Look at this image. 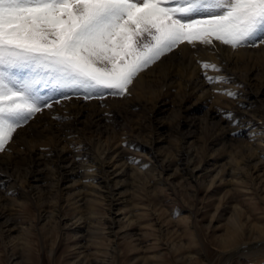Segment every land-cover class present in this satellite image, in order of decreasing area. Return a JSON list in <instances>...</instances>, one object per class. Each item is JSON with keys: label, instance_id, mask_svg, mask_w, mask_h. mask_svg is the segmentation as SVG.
Wrapping results in <instances>:
<instances>
[{"label": "bare ground", "instance_id": "bare-ground-1", "mask_svg": "<svg viewBox=\"0 0 264 264\" xmlns=\"http://www.w3.org/2000/svg\"><path fill=\"white\" fill-rule=\"evenodd\" d=\"M202 61L215 64L217 70L206 71L201 67ZM206 75L220 79L209 82ZM153 84L157 86L155 91L151 88ZM229 91L234 95H227ZM75 97L62 98L50 103L49 109L36 113L16 130L5 150L0 151V199L13 201L10 195H17L29 200L35 195L38 198L37 193L40 196L44 191L48 195L56 194L60 199L63 194L70 193L71 187H66L65 183H83L76 194L78 199L73 201L76 209L82 212L84 204L91 207L86 194L103 190L109 201L122 204L126 200L118 190L121 183L126 182V177L155 173L159 174L158 184H169L168 178L178 173L189 183L207 184L208 189L217 182L218 185L235 187L242 184L243 188L246 181L255 190L264 191V99H261L264 97V45L233 50L219 41H214L213 46L197 44L193 47L185 43L139 72L122 98L104 100L97 96L85 100L82 95ZM258 102L259 113H253L251 109ZM202 108L201 116L196 115V111ZM135 109L141 112L142 119H135L133 124V118H128L136 113ZM121 115L127 118H124L127 123L120 125L129 126L137 134L140 127H144L142 124L137 126L141 121L151 126L145 140H126L135 147L148 148L152 164L143 170L135 168L124 158L126 146L110 136V126L121 121ZM200 127L204 130L205 140L198 145L199 137L195 131ZM239 127L248 128L240 131L248 137L243 157L237 160L227 154L221 156L220 151L227 145L225 140L234 138L231 135L238 132ZM168 128L177 132L181 147L178 146L173 160L170 159L175 162V167L164 177V172L172 167L169 160L161 156L159 147L155 146L156 150L154 145L161 143L163 139L158 135ZM102 136H105L104 140ZM35 137L39 143L37 147L33 145L36 144V141L33 143ZM74 141L85 144L78 153L68 147ZM219 143L221 148L214 150L213 146ZM200 149L206 156L196 165ZM223 157L227 159L222 165L218 161ZM17 160H22V167L16 166ZM21 172L23 181L19 178ZM77 176L80 178H75ZM87 179L89 181L85 182ZM8 201L0 203V226L6 228L5 232L16 230L13 228L14 219L6 211L9 209L7 204L13 203ZM59 209L46 211L47 215L41 216V220L46 219L48 223L54 216L61 219ZM88 218L80 215L74 220V223H84L87 233L90 232ZM229 221L221 235L220 264H230L233 257L250 255L253 248H264L263 229L249 231V238L245 240V236L241 237L244 224L235 217ZM117 222L115 217H109L107 232L113 234V239L109 238L111 241L121 231L120 228L115 230ZM3 228L0 227L1 233ZM192 255L185 250L183 258L190 262Z\"/></svg>", "mask_w": 264, "mask_h": 264}, {"label": "rangeland", "instance_id": "rangeland-1", "mask_svg": "<svg viewBox=\"0 0 264 264\" xmlns=\"http://www.w3.org/2000/svg\"><path fill=\"white\" fill-rule=\"evenodd\" d=\"M155 84L158 83L155 82ZM155 84L151 87L154 91L157 89ZM54 87L51 83L45 87L43 82L36 85L39 95L49 104L62 100L65 96L69 97L67 99L79 96L74 93L61 95L59 92H52L51 89ZM125 95L113 96L104 93L102 96L96 95L89 100L97 96L104 100L118 99ZM261 102L263 103V100ZM259 104L258 102L252 107L253 113H259L256 107ZM47 109L49 108H42V110ZM203 109L196 111V115L201 116ZM137 110H133L136 113L134 112L135 114L128 118H133V124L135 119H142L141 112ZM147 112L149 114V111ZM121 117V121L118 120L116 124L110 126L112 127L110 136L112 135L119 144L121 142L123 146H126L124 149L127 157L124 156V158L135 168L143 170L151 163L148 148H139V145L135 147L136 145L129 142L132 138L137 141L138 138L142 140L148 138L151 126L148 122L141 121L137 126L142 124L144 127H140V132L137 134V131L130 130L129 126L120 125L127 120L125 116L126 120L123 115ZM201 127L196 128L195 131L196 136L199 137L197 144L205 140L204 130ZM247 130L248 128L239 127L238 132L231 135L234 138L225 140L227 145L222 148L220 155L227 154L237 160L241 159L248 137L240 131ZM158 136L163 140L159 145L155 144L154 148L159 147V150L155 149L160 151L163 158L166 157L169 160L172 167L164 172V177H167L175 167V162L172 160L177 148L181 145L174 129L168 128ZM104 137L102 136L101 139L104 140ZM127 139L130 141H126ZM34 142L36 144H33ZM33 143L37 147L39 144L37 137L34 138ZM84 145L83 142L74 141L68 147H71L74 153H78L79 148ZM213 148L219 150L221 144ZM204 156L206 154L200 149L195 164L205 159ZM226 159L223 157L218 163L223 165ZM16 166L22 167V160H17ZM158 175V173L137 174L134 177H126L127 183H121L122 186L118 190L122 198L126 200L122 204L109 201L103 190H97L92 195L86 194L91 201V207L84 204L82 212L76 209L73 201L78 199L76 194L83 183L72 184L70 181L65 183L66 187L67 185L71 187L70 193L63 194L60 199L56 194L48 195L47 191L40 193V196L37 193L38 198L42 199H38L36 195L29 200L17 195H10L14 198H12L13 201L0 199V203L13 202L7 204L6 207L9 209L5 210L14 219L13 228H16L14 231L5 232L6 228L0 226L3 228V233L0 231V264H220V252L223 248L221 235L229 226V220L232 217L244 224L241 237L245 236V240H248L247 236L251 232L260 229L264 231V191L255 190L254 186H250L248 182H244L243 188L242 184L240 187L239 185L235 187L226 184L218 185L219 182H217L214 187L208 189L207 184L189 183L178 173L168 178L169 184H158ZM22 176L23 172L19 174L20 180L23 181ZM87 181L89 179L85 180ZM57 207L60 208L59 214L62 220L57 219V216H54V219L51 218L48 223L45 222L46 219L41 220V216L47 215L46 211L56 212ZM115 213L117 216H114ZM80 215L89 217L86 220L89 222L90 232L84 231V223L79 221L74 223ZM110 216L118 219V222L114 224L115 230L119 228L121 230L114 241L110 240L113 239V234L107 232ZM185 250L193 254L190 262L183 258ZM249 254L240 258L233 257L230 264H264V248H253Z\"/></svg>", "mask_w": 264, "mask_h": 264}, {"label": "snow or ice", "instance_id": "snow-or-ice-1", "mask_svg": "<svg viewBox=\"0 0 264 264\" xmlns=\"http://www.w3.org/2000/svg\"><path fill=\"white\" fill-rule=\"evenodd\" d=\"M214 41L233 50L264 45V0H0V151L52 106L36 85L85 100L123 96L180 45Z\"/></svg>", "mask_w": 264, "mask_h": 264}]
</instances>
